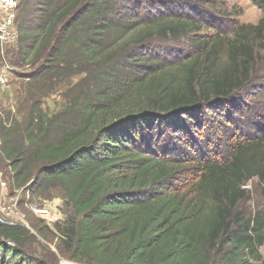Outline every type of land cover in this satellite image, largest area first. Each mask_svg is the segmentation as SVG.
Listing matches in <instances>:
<instances>
[{
    "label": "trees",
    "instance_id": "trees-1",
    "mask_svg": "<svg viewBox=\"0 0 264 264\" xmlns=\"http://www.w3.org/2000/svg\"><path fill=\"white\" fill-rule=\"evenodd\" d=\"M251 1L264 9V0ZM17 2L7 62L28 64L25 78L81 76L66 111L48 117L31 100L20 116L0 115V172L10 187L62 200L66 216L51 233L58 254L83 264L258 261L264 213L249 217L238 207L251 178L264 183V123L236 137L222 157L209 155L206 138L204 149L195 145L213 107L231 112L235 92L252 79V44L264 18L238 25L229 38L217 35L227 18L219 0ZM202 24L216 31L191 38L196 52L158 60L159 50ZM220 51L226 58L217 66ZM7 222L0 216V264H58L29 229ZM40 222L28 226L49 240Z\"/></svg>",
    "mask_w": 264,
    "mask_h": 264
},
{
    "label": "rangeland",
    "instance_id": "rangeland-1",
    "mask_svg": "<svg viewBox=\"0 0 264 264\" xmlns=\"http://www.w3.org/2000/svg\"><path fill=\"white\" fill-rule=\"evenodd\" d=\"M219 1L226 3L227 5L225 6L227 11L224 13L227 18H224V26L220 28L217 35L221 34L232 38L234 36L232 31L238 27V25L248 24L256 26L258 22L264 18V9L253 4L251 0ZM215 31V28L202 24V28L199 32H194L189 35V37L182 38L179 42L168 43V49L163 51L159 50L162 57L157 58L159 61H169L175 59V56L181 58L180 56L182 54L189 56L196 52L197 47V43L192 42L191 38H207L213 36ZM227 31L229 34L226 33ZM257 39L258 42L252 44L254 53V58L250 65L253 72L252 79L238 92H235V97L228 107V110H231V112L227 113L224 110L220 111L219 108L214 106L213 108L216 112H211L213 116H211V118L208 117L207 122L201 128L200 134L203 135V138L201 139V142H197L195 147H198V149H204L203 145L206 143V138L213 147H211L212 149L210 148L211 151L209 152V155L211 156L215 154L213 152L214 150H217L218 154L221 155L220 157L227 154V148L236 137L244 132L252 130L251 128L253 127V124L260 125L264 123V29L260 30ZM220 54L221 59L217 66L223 65L226 58L224 54H222V51H220ZM154 58H156V56ZM27 69H29L28 64L24 67L14 66L12 71L17 73L22 72V75H20L21 77H17L16 74L12 73V81L10 84L5 87V89L0 88V115L2 114V111H10L11 114L13 113L14 115L20 116L27 111V109H23L24 112H19L22 103H26L27 101L30 102L31 100L37 104L36 108L48 117L54 116L55 113L62 112L65 109L68 110L69 107L75 106L73 105V101L75 100V96L80 95L79 85L81 76H71L69 79L56 83L54 80H44L41 77H37V75H35V77L25 78L24 75L29 73V70ZM34 69H36V66L31 68L30 71H33ZM79 101H82V98H80ZM235 102L236 107L234 105ZM234 109L238 112L233 111ZM210 120H212L211 123ZM213 140L216 142H212ZM213 143L218 147L214 148ZM206 156L208 155L206 154ZM259 157L260 155L256 154L250 158V160L256 161ZM2 183H4V185H2ZM245 188L247 189V194L245 199L239 204V210L249 217L254 216L258 212L261 214L264 213L263 181H259L256 177L251 178L246 183ZM34 202H37V204L44 207H54L59 210L61 214L60 220H63L66 216V210H64L62 200L59 196H53L49 199H43L36 196L29 198L24 192L10 187L9 179L3 177V174L0 172L1 217L6 221H17L19 223H21L20 219H23L24 223L28 226L29 221L38 218L35 213L29 210V205L34 204ZM44 221V223L40 222V226L44 227L45 234L48 235L49 240L41 237L36 232L37 235H34V238L37 244L40 243L43 248L46 246L55 250L56 253L52 254L56 256L57 262L61 259L73 263V261L61 257L55 248L54 243L56 242V239L51 233L57 232L54 226V223L57 221L52 222L48 219ZM34 247H36V245ZM258 252L260 259L256 262H250L253 264H264V245L258 249ZM77 264L83 263L77 262Z\"/></svg>",
    "mask_w": 264,
    "mask_h": 264
},
{
    "label": "built area",
    "instance_id": "built-area-1",
    "mask_svg": "<svg viewBox=\"0 0 264 264\" xmlns=\"http://www.w3.org/2000/svg\"><path fill=\"white\" fill-rule=\"evenodd\" d=\"M17 4V0H0V55L1 59H3L0 64L1 89H5V87L9 85L10 76L13 72V66L4 58L3 50L6 47H11V45L16 42L18 36L14 21ZM2 185H4V183H2ZM29 210L44 220L48 219L53 222L61 219L59 210L54 207H44L34 202V204L29 205Z\"/></svg>",
    "mask_w": 264,
    "mask_h": 264
},
{
    "label": "water",
    "instance_id": "water-1",
    "mask_svg": "<svg viewBox=\"0 0 264 264\" xmlns=\"http://www.w3.org/2000/svg\"><path fill=\"white\" fill-rule=\"evenodd\" d=\"M20 220H21V224L24 225L27 229H29L30 232H31L32 234L37 235L33 229H31L29 226H27V225L24 223V220H23V219H20ZM7 223L12 224V222H7ZM44 247H45L48 251H50L51 253H53V254L56 253L55 250L50 249V248H48V247H46V246H44ZM58 264H62V263H61V259L58 260ZM69 264H77V262H74V261H73V263L69 262Z\"/></svg>",
    "mask_w": 264,
    "mask_h": 264
},
{
    "label": "bare ground",
    "instance_id": "bare-ground-1",
    "mask_svg": "<svg viewBox=\"0 0 264 264\" xmlns=\"http://www.w3.org/2000/svg\"><path fill=\"white\" fill-rule=\"evenodd\" d=\"M61 263L62 264H69V262L68 261H65V260H61Z\"/></svg>",
    "mask_w": 264,
    "mask_h": 264
}]
</instances>
